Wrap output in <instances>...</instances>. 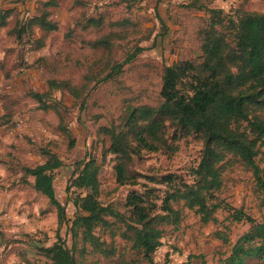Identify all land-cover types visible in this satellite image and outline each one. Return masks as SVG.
I'll return each mask as SVG.
<instances>
[{
  "label": "rangeland",
  "instance_id": "rangeland-1",
  "mask_svg": "<svg viewBox=\"0 0 264 264\" xmlns=\"http://www.w3.org/2000/svg\"><path fill=\"white\" fill-rule=\"evenodd\" d=\"M44 1L0 0V9L10 11L6 24L0 26V192L8 193L3 197L8 207L0 209V264H50L40 247L56 242L57 231L66 245H71L67 224L59 227L54 206L33 189L32 178L23 171L25 166L43 163L51 154L63 161L53 172V186L68 220L75 208L70 201L72 189L66 190L67 180L75 165L89 157L100 164V202L121 212L126 210L125 199L131 190H145L146 176L174 173L189 178L201 153L198 136L181 135L169 140L175 146L171 153L159 150L133 156L127 165L138 183L118 185L114 175L117 160L106 153L108 137L99 128L117 124L129 107L157 104L164 65L200 58L198 33L209 18L206 7L222 8L226 14L236 8L264 11V0H168L157 6L154 0H104L101 4H94L96 0H56V6L48 7L42 5ZM44 9L56 20L55 31L34 27L19 38L15 32L8 34ZM88 16L101 18L102 24L84 29ZM110 32L115 37L109 53L87 45ZM36 39L43 43L38 49ZM136 47L140 51L130 62L117 73L110 71V63L124 62ZM51 79L82 87L81 97L76 99L64 89L52 90L45 96L49 106L40 109L29 92H46ZM55 101L59 102V113L52 108ZM172 132L170 129L169 136ZM257 160L264 175V147ZM147 184L160 204L165 186ZM220 196L254 219L264 218V190L256 185L250 168L240 163L228 168ZM228 214L218 210L217 223L203 224L193 210L183 208L180 226H165L161 246L153 254L154 262L216 264L250 226L244 220L232 221ZM120 225L114 223L115 228ZM216 230L227 235L228 243L214 236ZM100 235L116 246L117 253L110 258L87 253L90 264L143 261L119 235L111 238L107 231ZM246 264H264V259L251 258Z\"/></svg>",
  "mask_w": 264,
  "mask_h": 264
},
{
  "label": "trees",
  "instance_id": "trees-1",
  "mask_svg": "<svg viewBox=\"0 0 264 264\" xmlns=\"http://www.w3.org/2000/svg\"><path fill=\"white\" fill-rule=\"evenodd\" d=\"M43 6H56V0H47ZM158 4L156 3V6ZM207 24L198 35L201 40L199 59H181L164 65L161 74L160 101L155 105L141 104L129 107L117 124L101 126L99 132L108 137L106 153L115 155V181L118 185L136 184L137 176L128 165L133 156L142 152L165 150L171 153L178 136L194 134L202 143L196 165L189 178L174 173L146 176L147 183L165 186L159 198L147 183L144 191L131 190L125 199L126 210L121 212L99 200L100 164L94 157L84 159L73 168L66 190L75 212L68 220L65 206L56 198L53 172L63 165L55 154L33 167H23L24 174L33 178L32 187L54 206L59 227L67 224L71 245H66L57 231V241L40 247L50 264H90L87 253L104 258L116 255L117 248L101 238L106 232L111 238L119 235L130 248L141 255V264H157L153 254L161 246L165 226L177 229L182 221L183 208L193 210L203 224L217 223L216 212L228 211L232 221L244 220L250 224L231 245L230 253L216 264H246L248 259H264V218L256 220L241 208L232 207L221 196L225 171L240 163L250 168L256 185L264 190L263 169L257 157L264 147V11L236 8L226 14L222 8H209ZM9 10L0 9V26L6 24ZM44 9L28 18L15 32L22 33L36 27L43 32L57 29L56 20ZM155 17L162 23L158 12ZM118 24L119 22H114ZM102 19L85 18L84 29L98 27ZM114 32L87 42L91 48L110 52ZM40 48L43 43L36 39ZM140 51L135 48L124 62L110 63V71L117 73ZM56 89H64L76 99L82 87L68 80H48L44 93L29 92L38 107L46 109L45 96ZM59 102L52 108L59 113ZM65 130L64 126H61ZM170 129L172 134L169 136ZM74 140L70 138V145ZM147 187V188H146ZM177 204V206H175ZM110 219H113L111 221ZM114 223L121 227L115 228ZM214 236L228 243V237L216 230Z\"/></svg>",
  "mask_w": 264,
  "mask_h": 264
},
{
  "label": "crops",
  "instance_id": "crops-1",
  "mask_svg": "<svg viewBox=\"0 0 264 264\" xmlns=\"http://www.w3.org/2000/svg\"><path fill=\"white\" fill-rule=\"evenodd\" d=\"M45 2V1H44ZM102 2H104V0H96V2H93L94 4L97 3V4H101ZM155 3H157L158 5H162L166 2H168V0H154ZM31 177V176H30ZM32 178V177H31ZM33 182V178L31 180V183ZM8 193H6V191H4L3 193L0 192V209H5L8 207L7 203L3 200V197L5 198V196L7 195Z\"/></svg>",
  "mask_w": 264,
  "mask_h": 264
}]
</instances>
